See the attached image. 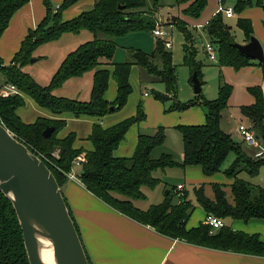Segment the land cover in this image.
Here are the masks:
<instances>
[{
  "label": "trees",
  "instance_id": "obj_1",
  "mask_svg": "<svg viewBox=\"0 0 264 264\" xmlns=\"http://www.w3.org/2000/svg\"><path fill=\"white\" fill-rule=\"evenodd\" d=\"M26 2L27 0H0V35L7 27L12 14ZM42 2L45 15L33 29L28 30L11 61L5 64L0 58V80L16 85L23 94L31 97L39 107L48 110L54 116L70 113L75 117L86 115L100 118L125 104L127 96L132 91L129 83L130 69L132 65H138L156 81L164 84L165 93L154 91L155 98L172 99L171 108L178 110L194 105L204 106L205 122L201 125L177 127L183 145L180 163L170 154H162L157 158L150 154L155 146L164 142L163 127H157L153 135L138 134L136 147L131 156L118 157L113 154L128 128L144 119L140 105L134 116L111 126L103 127L98 122L93 123L87 136L92 143L91 150L74 148L75 135L72 133L62 138L56 136L65 122L59 117L38 116L31 123L22 121L16 113V109L24 105V99L19 95L0 96V122L29 151L43 161L60 189L67 180L66 173L71 170L74 159L83 153L84 161L80 163L81 170L77 175L80 183L118 212L151 226L171 238L221 250L264 256V241L257 234L236 231L228 226H222L210 233L209 226L204 222L188 228L186 221L193 205L184 192L177 202H173L171 191L167 190L161 203L152 204L146 209H141L132 202L133 199L145 197L142 186L154 187L159 182L154 177L155 170L195 165L200 167L203 174L211 175L220 170L227 155L232 152L235 155L234 160L224 170L226 175L233 178L229 185L232 201L227 199L224 185L220 184L212 185V198L205 195L203 185L194 187L195 198L206 214L243 221L264 219V187L251 185L238 177L241 172L251 176L256 175L259 168L264 165V154L248 155L242 144L234 141L224 132L219 123L221 111L226 107L232 92L231 85L220 83L218 96L213 100L200 96V92L185 103L178 102L172 54L164 47L161 39H156L154 51L151 53L131 49V60L112 61L116 49L115 37L138 30L152 31L153 15L159 7V0H95L89 10L81 11L67 20H62V10L74 5L78 0H62L55 11L50 5V0H42ZM176 2L187 3L182 9V14L195 19L199 18L207 4V0H176ZM250 4V0H236L234 10L239 13ZM255 4L264 9V0H256ZM174 24L184 36L182 57L183 64L190 71V82L191 75L195 72L202 85L203 63L197 55L200 51L204 54L205 52L202 46H196V36L188 26L179 23L178 20ZM236 24L243 31L244 40L248 41L252 36L250 20L239 17ZM82 29L90 31L93 38L67 53L48 84H39L30 74L22 70L38 45L55 40L65 32L78 33ZM201 31L215 46L219 66H230L237 70L257 63L264 78V60L258 62L247 58L232 45L235 42L234 37L230 27L224 23L221 13L212 15ZM89 70L94 71L89 100L71 99L52 93V90L59 87L66 79L80 76ZM110 76L116 83V97L111 102L104 98ZM248 92L252 95L253 102L249 105H241L239 110L252 123L257 136L264 143L262 89L259 85H254L248 87ZM111 107L113 109H110ZM48 126L54 127V130L49 137H43L42 131ZM55 152L57 156L54 155ZM63 198L65 200L64 196ZM66 206L68 208L67 203ZM68 211L70 214L69 208ZM71 218L81 239L79 229L72 216ZM82 245L84 247L83 242ZM84 251L89 264H94L85 247ZM0 264H29L17 216L10 199L1 190Z\"/></svg>",
  "mask_w": 264,
  "mask_h": 264
},
{
  "label": "rangeland",
  "instance_id": "obj_2",
  "mask_svg": "<svg viewBox=\"0 0 264 264\" xmlns=\"http://www.w3.org/2000/svg\"><path fill=\"white\" fill-rule=\"evenodd\" d=\"M246 1V0H243ZM62 0L59 2L61 4ZM251 4L246 6L242 11L243 14L241 17L247 18L250 20L252 25V35L259 40L260 34L264 33V18L260 14V10L258 11V7L263 9L261 6L256 5V0H250ZM219 3H223L224 7H230L236 14L234 10V6L236 0H207V4L205 8L202 10L199 19L197 22L203 24L207 18H210V13L212 10L218 8ZM50 5L54 9L56 7V1L50 0ZM59 5V4H58ZM182 5L176 2V0H159V7L156 10V15H159L163 20L166 21V30L167 37L171 40V45L169 50L172 54V61L175 66V74H176V97L178 102L185 103L190 99L195 98V93L193 92V87L190 82V71L189 68L183 64V43L184 36L183 33L179 30L174 22L176 20L179 23H183L186 26L187 21L179 18ZM81 10H89L90 7H87L85 4L80 7ZM65 10V9H64ZM63 11V10H62ZM248 15V17L243 16ZM172 16L175 17V20L172 21ZM223 21L226 25L230 27L231 34L234 37V41L236 43H240L245 38L243 31L237 26V19L239 17H231L226 18L222 14ZM196 36V46H202L206 37L203 35L201 30L191 29ZM62 36V34L60 35ZM93 38V34L88 30H82L79 33H67L65 36L58 37L53 41H58L56 44L52 43H42L38 45L32 52L31 59H35L34 61H30L26 63L23 71H26L31 76H35V79L42 85L47 84L48 75L52 74L57 67L55 62L58 58V52L61 50L60 46L63 47V52L67 55L68 52L75 49L80 44L91 40ZM156 39H160L155 36L152 31L146 30H138L129 32L123 36L115 37L114 40L116 42V49L113 55V62H123L127 60H131L130 50L137 49L141 50L145 53H151L155 48ZM51 42V41H49ZM260 42V40H259ZM261 43V42H260ZM67 51V53H66ZM201 52V51H200ZM37 56L40 58L37 59ZM65 56V55H64ZM198 58L202 61V81L201 85V93L200 96L213 100L218 96V86L220 83H227L232 87L231 96H229L226 107L221 111V126L222 128L228 132L231 138L242 144L243 149L251 156H256L258 147L246 144L240 135L236 131V127L233 129L234 125L232 122H236V118L239 116V107L242 104H246L247 100H251V96L248 93V87L259 85L262 89L263 98H264V78L262 77L261 70L257 63H253L248 66H244L240 69H234L230 66L221 67L218 65L217 59L215 61H210L207 56L203 53H199ZM221 69V72L219 70ZM111 70V69H110ZM93 70L85 72L82 79L79 80H70L73 82H66L63 84L61 88L53 89L52 92L56 95H63L69 98H76L82 100L84 98V91L86 92L87 82L86 75L88 72H92ZM33 74V75H32ZM50 78V77H49ZM129 83L131 84L132 91L127 96L125 104L110 113L107 116L100 117L98 123L101 125L108 127L112 124H115L119 121H122L125 118L134 116L137 113L138 105H140L143 113L144 119L138 123L132 124L124 138L120 141L121 147L125 146L129 143L130 138L133 137L135 143H137V134H145V135H153L156 132L157 127H163L165 133L164 142L161 145L155 146L151 151V156L154 158L160 157L162 154H170L172 157L178 161L179 163L182 161V137L179 129L177 128L179 125H201L205 122L204 113L206 112V108L204 106L194 105L184 110L172 109V99L160 100L154 97L153 92L158 91L161 93H165V86L163 83L158 82L155 78L148 74L146 70L138 65H132L129 74ZM91 84V83H90ZM76 86V87H75ZM78 89V90H77ZM80 92L79 95L76 92ZM147 93L144 95V93ZM22 95L24 99V105L19 107V112L23 113L25 116V120L35 119L38 116L42 115L38 109L35 108L31 97ZM88 96V95H87ZM104 97L107 101L111 102L116 97V83L112 76H110L108 80V87L104 93ZM89 100V97H87ZM189 109L191 111L187 112ZM203 120L199 123H192L191 121L198 122L199 118ZM61 119H63L64 125L58 130V134L65 133L64 136L72 133L75 135L74 142L77 140H83V134L89 131L91 125L95 123L88 118V116H79L75 117L73 115H68L67 113H63ZM96 118V117H95ZM190 119L191 121H187ZM229 121L227 123L225 120ZM32 121V122H33ZM76 133V134H75ZM80 135V136H79ZM86 140L82 141L85 142ZM134 143V149L130 155H122L118 157H128L131 156L135 150L136 144ZM260 145H264L263 140L260 139ZM118 144V145H119ZM119 145V148H120ZM118 147V146H117ZM116 149L118 150V148ZM126 149V148H125ZM115 151V149H114ZM57 155V153H54ZM259 156V155H257ZM235 155L230 152L222 165L220 166V170L211 175H205L201 171L199 166H172L166 167L164 169H157L153 172L154 177L159 181L154 187L142 186V191L145 195L144 198L133 199L132 202L135 206L139 208L146 209L152 204H159L164 200L166 190H170L172 201L177 202L180 198V195H176L172 191V187L177 185L178 183H185L184 193H186L187 198L190 199L193 205V209L191 214L189 215L186 226L187 227H195L200 222L201 219L198 218L196 211L202 212V208L197 205L196 198L194 194V187L200 186L203 183H196L198 181V176L202 178H213L215 182H212L211 185L220 184L224 185L226 196L229 200H231V192L229 184L232 183L233 178L226 175L224 170L228 168L231 162L234 160ZM77 168V167H76ZM188 175L187 180L184 175ZM238 177L242 179H246L254 185H259L264 187V165H262L256 175H249L246 172H241L238 174ZM210 184H205V191L210 192L212 190ZM183 191H181L182 193ZM183 194V193H182ZM206 194V192H205ZM211 194V193H210ZM123 198L122 196H120ZM196 221V225H191L193 221ZM241 221L243 226H246L247 221ZM244 231V230H242Z\"/></svg>",
  "mask_w": 264,
  "mask_h": 264
},
{
  "label": "crops",
  "instance_id": "obj_3",
  "mask_svg": "<svg viewBox=\"0 0 264 264\" xmlns=\"http://www.w3.org/2000/svg\"><path fill=\"white\" fill-rule=\"evenodd\" d=\"M55 1H56V6H57L58 4H60L59 2L61 0H55ZM94 1L95 0H78V2H76L74 5L66 8L65 10L61 12L62 20L70 19L76 16L81 11H84V10H81L80 8L81 6H83V4L91 8ZM179 4L182 5L181 9L187 5V3H179ZM216 10L217 9L212 10L210 15L211 16L214 15ZM257 10L258 11L260 10L259 12L261 16L264 18V9H261L258 7ZM242 14H243V11L239 13L236 12V14L234 15L233 13L231 17L233 16L241 17ZM44 15H45V7L43 5L42 0H27L26 3H24L19 9H17L12 14V16L9 19L7 27L0 35V58L3 61V63L7 64L11 61L15 52L19 49L20 43L22 39L24 38V36L27 34L28 30L33 29L37 25V23L43 18ZM243 16L248 17V15H243ZM178 17L183 19L184 21H187L188 22L187 24H189L187 26L190 29L195 28V26L197 25L203 26L209 20V18H207L205 22L201 24L197 22L199 18L197 19L190 18L188 16L183 15L181 12ZM231 17H226V18H231ZM198 29L201 30L200 28ZM82 30H86V29H82ZM67 33H70V32H65L62 34V36H65ZM259 40L264 49V33L260 34ZM56 42L58 41L56 40V41H53V42L51 41L48 43L56 44ZM246 42L247 41L243 39V41L240 43H246ZM60 48L61 50L58 52V58L54 64L56 65L55 67L57 68L60 62L66 56V54L63 52L64 51L63 47L60 46ZM199 53H202V52H199ZM38 58H40V56L39 57L37 56V59ZM26 65L22 67V70H24L23 68H25ZM221 67L223 68L225 66H220V68ZM54 72L47 76L48 77L47 84L50 82L51 77L54 74ZM219 72H221V69L219 70ZM93 73L94 71L88 72V74L86 75L87 76L86 82L88 85L86 87V92L84 91L85 95H84V98H82V101H87L86 100L88 99L87 97L90 98ZM84 74L85 72L80 76L70 77L66 79L57 88H61L63 84H66V82H69L70 80L82 79ZM32 77L35 79L34 75ZM70 82H73V81H70ZM79 93H80L79 91L76 92L77 95H79ZM249 95L251 96V100H247L246 104H242V105H249L253 102L252 95L250 93ZM56 96L66 97L63 95H56ZM71 99H76V98H71ZM33 104L35 108L38 109L42 115H44V117H47V118L59 117L60 118V116L62 117L63 115L61 114L60 116H54L48 110L39 107L34 101H33ZM191 110L192 109H189L187 112ZM16 113L21 118V120L24 121L25 123H31L33 121L32 119L30 120L27 118L25 120V116L23 115V113L19 112V108L16 109ZM67 114L72 115L70 113H67ZM107 115L108 114L104 116H107ZM82 116H86V115H82ZM91 117L92 116H88L89 120ZM221 117H220V122H219L220 127L224 132H226L221 126ZM99 119L100 118L93 117L91 118V121L89 123L92 124L93 121L98 122ZM202 120H203V117L202 119L199 118L198 122L187 119V121H191L192 123H199V122H202ZM225 121L229 123L227 119ZM240 121H249V120L245 116H243L239 110V116L236 118V122L234 123L232 122V124L234 125L233 129L236 127V131H237L238 123ZM90 131H91V128H89V131L87 130V132L83 134V136L86 137L83 140H77L76 138L75 142H73V147L82 148L84 150H91L92 143L87 139V136L89 135ZM64 135L65 133H62L60 135L57 133L56 136L58 138H62L64 137ZM84 140L86 141L82 142ZM134 143L135 141L133 140V137H131L129 143L126 144L125 146L121 147L122 145L119 144L120 148L118 145L117 147L118 150L115 149V151H113V154L115 156L130 155L134 149V146H135ZM78 156L84 157V154L81 153ZM71 169L77 176L80 173L81 164L73 165ZM184 176H185V179L187 180V177H188L187 173ZM198 181L199 182H196V183H203L202 184L203 188L205 184L211 185L212 182H215L213 178L206 179V178H202L199 176H198ZM246 181L249 182L248 180ZM249 183L251 185H254L251 182ZM178 184L183 185L182 191L184 192L185 183H178ZM198 186H195V187H198ZM175 187L176 185L172 187L173 193H175L174 192ZM223 189L225 191V188ZM61 191H62L63 196L65 197V201L70 210V214L73 217L79 229L80 236L84 244L85 250L89 258L94 264H264V256L234 252V251H229V250H221V249L211 248V247L202 246V245H196V244L188 243L186 241L176 239V238H171L169 236L161 234L158 231H156L154 228H152L151 226L144 225L118 212L113 207L103 202L101 199H99L94 194L89 192L80 183L79 179L77 180L67 179L65 183L63 184V186L61 187ZM205 192H206L205 195L207 197H210V198L213 197V188L212 190H210V192L205 191V188H204V193ZM229 201H232V197H231V200ZM196 204L199 205L198 202ZM196 214L198 218L201 219L202 222H204V218L206 216L205 211H203V213L196 211ZM222 220H223L224 226H228L233 230L241 231V232L248 233V234H257L259 238L262 241H264V219H250L249 221L246 222V226H243L241 221H238V219L225 217V218H222ZM196 223L197 222L194 220L191 225H196Z\"/></svg>",
  "mask_w": 264,
  "mask_h": 264
},
{
  "label": "water",
  "instance_id": "obj_4",
  "mask_svg": "<svg viewBox=\"0 0 264 264\" xmlns=\"http://www.w3.org/2000/svg\"><path fill=\"white\" fill-rule=\"evenodd\" d=\"M232 45L247 58L258 62L264 60V49L253 35L246 43L234 42ZM191 84L193 92L199 94L201 84L195 72L191 75ZM53 130L52 126L46 127L42 131L43 137H49ZM0 190L12 203L29 264H44L39 254V237L51 245L56 264H89L53 174L1 122Z\"/></svg>",
  "mask_w": 264,
  "mask_h": 264
},
{
  "label": "built area",
  "instance_id": "obj_5",
  "mask_svg": "<svg viewBox=\"0 0 264 264\" xmlns=\"http://www.w3.org/2000/svg\"><path fill=\"white\" fill-rule=\"evenodd\" d=\"M58 7H59V5H57L54 8V11ZM216 13H221V14H223L224 17H231L234 12L232 11V9L230 7H224L222 3H219V6H218L215 14ZM153 18H154V27L152 29V33L155 36L159 37L163 41L165 48H169L171 45V40L169 37L166 36L168 33L166 30V27H165V25L167 24L166 21L163 20L159 15H156V14L153 15ZM203 26L197 25V26H195V28L202 29ZM203 35H205V34L203 33ZM202 48H203L207 58L210 61H215L217 59L215 46L209 41V39L207 37L202 44ZM144 94L146 95L147 93L145 92ZM13 95L22 96L23 93L20 91V89H18L16 87V85H14L10 82H5L3 80H0V96L1 97H8V96H13ZM237 131H238L240 137L242 138V140L246 144H251V145H254V146L259 148V150L257 151V155H263L264 154V145H260V143H259L260 138L257 136L255 129H254V127L250 121H240L238 123V126H237ZM55 156H57V155H55ZM83 161H84V157L77 156L73 161V165H78ZM66 177H67V179H70V180H77L78 179L76 174L73 172L72 169L66 173ZM182 189H183V185L178 184L174 188V192L177 195H181ZM204 223L209 226L210 233L212 231H214L215 229H218V228L224 226L222 218L217 217L213 214H206V216L204 218Z\"/></svg>",
  "mask_w": 264,
  "mask_h": 264
},
{
  "label": "bare ground",
  "instance_id": "obj_6",
  "mask_svg": "<svg viewBox=\"0 0 264 264\" xmlns=\"http://www.w3.org/2000/svg\"><path fill=\"white\" fill-rule=\"evenodd\" d=\"M39 254L44 264H56L51 245L46 239L38 238Z\"/></svg>",
  "mask_w": 264,
  "mask_h": 264
}]
</instances>
